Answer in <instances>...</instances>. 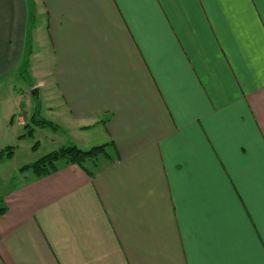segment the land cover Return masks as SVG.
Wrapping results in <instances>:
<instances>
[{
	"label": "crops",
	"instance_id": "obj_1",
	"mask_svg": "<svg viewBox=\"0 0 264 264\" xmlns=\"http://www.w3.org/2000/svg\"><path fill=\"white\" fill-rule=\"evenodd\" d=\"M0 91L108 153L0 196V264H264V0H0Z\"/></svg>",
	"mask_w": 264,
	"mask_h": 264
},
{
	"label": "rangeland",
	"instance_id": "obj_2",
	"mask_svg": "<svg viewBox=\"0 0 264 264\" xmlns=\"http://www.w3.org/2000/svg\"><path fill=\"white\" fill-rule=\"evenodd\" d=\"M48 58L46 56V52L42 54V63L41 70L45 72L47 68L49 67L48 64ZM44 67V68H43ZM22 78H20V77ZM17 75V87L18 89H21V91H15L18 93L14 94L19 102V111L24 112V105H25V87H28L27 84H29V81H27V77ZM16 82V81H15ZM24 92V93H21ZM3 92L0 91V95ZM5 95L0 96V106L2 105V100H4ZM32 104L34 106V114L35 117H39L37 119H48L51 122V126H45L44 128H36L30 121H27V125H29L30 128H35L32 137H24L20 139H16L14 134H10L8 131L10 130L9 122L3 123L2 118L0 115V121H1V127H0V142H1V151H2V161L3 163H0V196L6 192L8 189L16 186L21 181H26L29 178L32 177V171H18L16 168H19L18 166H21V164H26L27 162L33 163L37 161L42 156L59 149L60 147L64 146H75L78 149H81V142L77 141L75 139V136H71L69 132L64 133L63 129L58 128V120L57 117L54 115H47L46 117V111H44V104L39 103L36 100L32 99ZM23 107H22V106ZM21 106V107H20ZM40 106L42 109H40ZM16 114H18V108L16 110ZM12 118V117H11ZM54 121V123L52 122ZM61 122V121H60ZM15 126L12 128V132L16 131L17 135H23L26 133V131L29 129L28 127H19L16 125V121L14 120ZM61 125V124H60ZM8 127V128H7ZM70 143V144H69ZM9 146V148L12 151V155H14V160L8 161L10 159L7 158V153L5 152V147ZM92 148V147H91ZM90 149V148H89ZM87 150V149H82ZM0 151V152H1ZM11 155V156H12ZM98 161H102V157L98 158ZM24 162V163H23ZM62 161H59V163ZM16 166V167H15ZM92 165H88L87 167H91Z\"/></svg>",
	"mask_w": 264,
	"mask_h": 264
},
{
	"label": "trees",
	"instance_id": "obj_3",
	"mask_svg": "<svg viewBox=\"0 0 264 264\" xmlns=\"http://www.w3.org/2000/svg\"><path fill=\"white\" fill-rule=\"evenodd\" d=\"M31 19H34L32 5H31ZM28 57V56H27ZM27 61L23 64L24 72L27 68ZM30 122L36 128H44L45 126H51V122L43 121L42 119H37L36 117H32ZM24 127H28L29 129L25 134L21 135L19 138H24L26 136L32 137L34 128H30L29 125H25ZM5 152L7 153V158H10L12 155V151L10 148H6ZM2 157V151L0 152V158ZM108 158V153L106 151V145L95 146L87 150L78 149L75 146H64L60 147L57 150H54L37 161L31 163L30 165L22 167L19 171L23 172L25 170H31L36 178L46 177L50 174H53L57 171V162L64 161L67 165H75L82 169L88 176H92L93 174L88 170V165H94L98 158ZM5 213V208L0 204V215Z\"/></svg>",
	"mask_w": 264,
	"mask_h": 264
}]
</instances>
